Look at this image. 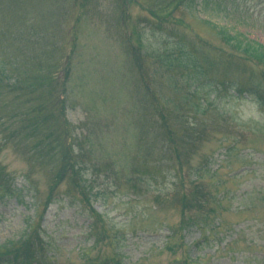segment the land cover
<instances>
[{"label": "rangeland", "instance_id": "374dc122", "mask_svg": "<svg viewBox=\"0 0 264 264\" xmlns=\"http://www.w3.org/2000/svg\"><path fill=\"white\" fill-rule=\"evenodd\" d=\"M156 3L140 1L124 9L120 8L122 0H0V32L18 36L16 46L6 45L1 37L4 44L0 41V51L7 52L5 56L0 52V62H7L6 56L12 62L21 61V52L27 47L35 48L39 55L44 53L47 60L49 55L61 70L70 62L64 112L68 136L85 154L79 163H83L86 185L93 188L94 211L119 233L121 264H178L185 255L189 260H199L198 264H264V106L255 100L264 97V79L259 75L264 68L246 61V71L257 76L246 78L252 81L249 87L255 86L260 92L254 98L232 89H218L217 81L226 79L221 72L193 79L194 62L205 66L202 53L213 51L208 57L215 62L221 54L238 61L231 45L202 21L264 47V0H195L196 9L177 7L171 12L170 20L176 25L180 20L181 25L167 21L163 30L155 28L151 14ZM137 39L143 44L140 53L135 52ZM192 50L197 51L196 61L189 56ZM228 75L235 83L238 79V85L244 78L237 73ZM6 76L13 84L14 77ZM153 93V101H161L169 109L173 104L181 106L191 127L200 121L203 126L212 124L214 131L209 141H198L199 146L181 170L168 154L171 148L166 142H158L155 155L159 172L147 180L146 193L135 197L125 189L124 180L132 177L133 158L139 155L135 167L143 163L147 146L143 144L142 151V144L138 145V122L144 102L147 98L150 101ZM197 101L208 106L203 120L189 109ZM21 108L14 105L9 112L0 110L2 118L8 113L9 118L12 116V128L7 124L0 127V166L23 196L20 202L18 198L0 201V244L19 238L28 218L37 208L41 211L49 190L47 172L35 162L31 146L25 142L14 146L7 139L9 132L20 126ZM147 109L149 121L155 122L153 110ZM56 118L55 125L61 128L63 119ZM29 157L34 160L28 162ZM178 171L186 188L200 174L199 182L207 187L219 185L218 198L228 194L214 221L222 224L219 234L198 247L193 245L200 232L192 227L181 233L183 241L178 234L167 240L170 229L179 228L181 214L171 206L156 208L152 202L156 195L176 193L175 198L179 197ZM208 173H215V177ZM68 187L67 182L59 186L41 221V229L58 247L62 264L68 258L78 262L80 251L92 244L87 236V205L79 203L73 194L66 196Z\"/></svg>", "mask_w": 264, "mask_h": 264}, {"label": "trees", "instance_id": "16d2710c", "mask_svg": "<svg viewBox=\"0 0 264 264\" xmlns=\"http://www.w3.org/2000/svg\"><path fill=\"white\" fill-rule=\"evenodd\" d=\"M122 1L123 4L120 8L128 9L130 3L134 5L140 1L145 2L148 0ZM174 2L176 1L169 0L166 4L165 1L157 0L155 4L156 11L151 12L156 21L155 28L157 30H163L162 26L167 21L168 23L176 25L174 20H170L171 12L176 11V8L181 6L182 8L191 9L194 0H177V7L174 5ZM9 4L13 7L12 3L9 2ZM141 4L143 3L141 2ZM171 6H173V9L169 10ZM202 23L212 30H218V34L224 42L231 45L232 49L236 51L238 61L233 56L221 54L219 62H214L209 59L208 54L202 53L200 57L205 63V66H203L196 61L198 59L197 51L192 50L189 56L190 58H194L192 60L196 61L193 64V79L198 80L202 76L207 77L211 72H221V75L224 76L223 78L226 79L217 81V85H220L218 89L226 91L233 89L239 94L246 93L249 94V97L254 98L257 92L254 88H245L243 85V83H246L244 78L239 82V85L242 82V87H240L237 82L238 79L235 83L227 76H229L228 74L237 73L244 77L247 69L246 61L254 62L257 66L264 68V47L241 40L238 35L231 36L225 30L218 29L209 22L202 21ZM181 24V21L178 20L177 25ZM2 36L6 45L16 46L15 42L18 41V36L14 37L10 33L0 32L1 43H3L1 40ZM25 38L28 41L30 40L27 33L25 34ZM8 40H11V42ZM18 47L20 46L18 45ZM142 48V42L140 39H137L135 52L140 53ZM183 49L184 47H180V50ZM24 50L26 51H22L20 55L21 61L12 62L6 56L7 62H0V110L9 112L8 109L14 105H21V109L23 110V113L19 115L20 126L13 128L9 132L7 139L14 146L21 144V142H25L24 145L26 146L30 145L29 150L33 151L35 162L37 164L40 163V167L48 169L51 185L46 196L44 208L52 202L55 190L63 182H68L73 187L81 196L82 200L80 201L90 205L91 196L88 194L89 191L86 192L89 186H86V182L83 180V175L81 174L82 169L79 166L82 163H78L80 159H77L79 155H74L75 148L72 146L73 144H66L69 138V124L64 120V112L66 109L65 96L67 84L70 81L72 72L70 62H66L64 64L65 67L61 70L58 63H52L53 59L49 55L47 56V60L45 54H37L35 48L31 50V48L27 47ZM5 52L7 50L4 49L1 52L2 55L5 56ZM134 58L137 60L141 59L138 56ZM47 61L48 67L46 65ZM209 67L211 71L207 73L206 69ZM6 74L14 77L13 84L8 83L9 79ZM259 75L264 79V72H260ZM141 85H145V82L141 83ZM215 91L218 90L216 89ZM7 96H11L9 100H6ZM153 100H156L154 93L150 100L151 103L146 108L153 110L152 115L157 120L150 122L149 119L151 117L148 118V115L144 117V127H142L138 145L142 144V151L145 149L144 145L147 146L145 152L147 158L143 159L142 164L139 163L136 165V168L141 171L134 169L133 175L135 178L129 181L131 183V187L129 188L133 193H137L139 188L145 186L147 180H153L154 173L159 172V168L156 167L158 160L155 155L158 142H166V145L171 148L168 154L174 157V162H177L179 166L178 170H181L190 155L199 146L197 145L198 141H207L214 131L211 124L203 126L199 120L195 128L188 125L184 120L183 108L181 106L178 107L173 104L172 109H169L161 101L158 103ZM255 100L258 104L264 105V97L261 95L259 99L255 98ZM209 106L212 107L211 105ZM189 109L192 110L197 118L203 120L207 117L208 106L206 103L201 101L194 102ZM9 115L8 113L4 118L0 117V127H5L7 124L12 128V116L9 118ZM56 117L63 119L61 128L55 125ZM14 119L18 121V118ZM20 119L25 123L23 126L21 125ZM151 141L154 146L151 145ZM138 157L139 155L132 159L133 163L136 162ZM32 159L33 157H29L28 162ZM167 161L170 162V160ZM149 165H153V167L151 168ZM133 167L135 168V164ZM196 172H200V170L197 169ZM176 173L180 179L178 180L179 186L181 187L179 190H182V192L179 193L178 198L175 199L173 197L177 204L169 203L178 205L181 214L179 222L180 229L184 227H195L201 232L208 233V236L211 238L215 235L216 229L218 228L214 225V219L221 213L223 209L222 201L228 194H224L221 199L217 198L220 190L219 185L212 186L213 188L207 187L206 184L199 182L202 179L200 174L195 175V182L188 183L186 188L183 182V174L180 171ZM208 175H210V178L215 177V173H208ZM17 195H20V191L14 188L9 174L0 166V199L15 197ZM158 200V198L155 200L156 205L163 203ZM166 202L163 204H167ZM43 213L41 212V214H38V216L28 221L27 229L21 234L16 243L2 245L0 247V264H62L58 258V247L40 229V221L43 218ZM91 213L94 216L93 223L90 225V236L94 240L92 245L80 251L78 262L71 261L68 258L65 264H121L120 256L116 252V246L119 240L116 238V234L113 233V228L111 229L104 225L102 216L97 215L92 210ZM103 246L110 248L112 252L104 255L102 252ZM168 250L173 251L172 248H168ZM185 257L179 264H198L197 259L189 260L186 255Z\"/></svg>", "mask_w": 264, "mask_h": 264}]
</instances>
